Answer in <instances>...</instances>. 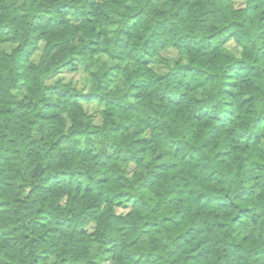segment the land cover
Masks as SVG:
<instances>
[{
  "label": "trees",
  "instance_id": "trees-1",
  "mask_svg": "<svg viewBox=\"0 0 264 264\" xmlns=\"http://www.w3.org/2000/svg\"><path fill=\"white\" fill-rule=\"evenodd\" d=\"M107 261L264 264V0H0V264Z\"/></svg>",
  "mask_w": 264,
  "mask_h": 264
},
{
  "label": "rangeland",
  "instance_id": "rangeland-1",
  "mask_svg": "<svg viewBox=\"0 0 264 264\" xmlns=\"http://www.w3.org/2000/svg\"><path fill=\"white\" fill-rule=\"evenodd\" d=\"M103 1V0H101ZM244 0H238V5H240ZM4 49L5 52L8 53H12V51L15 48V45L12 44H7L4 45L2 47ZM224 51L228 54L231 55L235 58H240L241 57V51L238 48V46L231 42L229 44H227L224 48ZM179 57L180 55L177 52H168L167 54H164L161 58V60L159 61V66H160V71H162L163 73L166 72V70L168 69V67H173L177 61H179ZM187 59L184 60V63ZM164 61H167V63H165ZM166 67V68H165ZM62 82L64 84H72L74 86H76L77 88H82L84 89L83 86H81V82L84 84V82L86 81L85 75L80 71V72H69V71H64L63 73H61L59 76H57L56 78L52 79L51 81H49V84H54L56 82ZM87 88L85 89V92H87ZM87 108V111L89 114H91L92 116H94V121L96 124H101V119H100V110L99 108L95 107V106H88L85 105ZM134 171V168L131 167L130 168V172L129 175H131ZM115 210L117 212V214L119 215H126L127 213H129L130 211V207L128 206H123V205H118L115 207ZM87 231L89 233H93L94 232V225H91L87 228ZM105 264H111V262H105Z\"/></svg>",
  "mask_w": 264,
  "mask_h": 264
}]
</instances>
